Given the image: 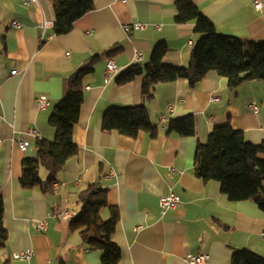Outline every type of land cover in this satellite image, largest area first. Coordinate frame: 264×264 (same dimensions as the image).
<instances>
[{"label":"crops","instance_id":"1","mask_svg":"<svg viewBox=\"0 0 264 264\" xmlns=\"http://www.w3.org/2000/svg\"><path fill=\"white\" fill-rule=\"evenodd\" d=\"M190 1L217 33L264 42V13L253 9L252 0ZM94 2V10L76 21L70 33L55 35L51 1L0 0V195L8 235L0 264H100V253L84 247L68 221L57 218L70 204L75 209L76 194L92 184L107 192L108 205L118 212L113 234L118 264H185L186 255L197 253L208 256L207 264H231L232 255L241 250L264 257V212L252 201L227 200L217 182L204 183L193 173L197 144L205 143L215 127L230 125L252 145L264 141V84L248 81L233 92L212 71L193 87L182 79L157 84L145 102L141 76L126 84L116 83V77L133 64H146L158 43L168 46L165 65L187 67L199 37L194 24L173 22L172 0ZM14 22L20 27L14 28ZM136 23L146 28H124ZM113 47L119 52L106 57ZM94 57L74 127L76 156L62 168L53 194L22 190L23 159L34 156L36 139H54L48 118L62 97L64 79ZM108 59L116 73L105 84ZM39 96L48 99L44 109L36 104ZM251 104L257 113L249 109ZM141 105L156 129L154 137L102 132L107 108ZM187 115L195 120L193 136L167 134L170 120ZM19 141L28 143L24 151L17 147ZM169 192L178 196L180 206L162 216L159 198ZM105 213L108 219L107 210L102 218ZM42 221L44 231L37 229ZM21 251L33 256L28 261L11 257Z\"/></svg>","mask_w":264,"mask_h":264},{"label":"trees","instance_id":"2","mask_svg":"<svg viewBox=\"0 0 264 264\" xmlns=\"http://www.w3.org/2000/svg\"><path fill=\"white\" fill-rule=\"evenodd\" d=\"M55 14L52 32L65 35L82 16L94 10V0H49ZM175 8L173 22L177 25L193 23L199 36L190 53L187 67H172L164 64L168 46H154L146 64H133L118 74L115 82L126 84L141 76V96L147 102L154 95L157 84L182 79L190 87L198 84L207 73L215 72L227 80V87L235 91L245 82L264 84V42L256 43L217 33L214 25L202 15L190 0H172ZM119 49L113 47L104 53L113 57ZM97 59L94 57L82 68L72 72L63 81V94L48 118L54 129L53 140L36 139L35 154L22 161L19 185L22 190L36 189L45 195L54 193L53 186L66 162L75 157L74 127L78 122L80 107L84 102V78L93 73ZM167 134L179 137L194 135L195 120L192 115L172 119ZM101 130L116 131L122 136L135 138L139 133L154 137L152 125L145 105L109 107L101 119ZM194 176L204 183L213 181L231 202L252 201L264 212V141L252 145L244 140L242 133L230 125L215 127L205 143L196 147ZM107 192L88 185L76 194V216L68 221L69 228L77 232L81 244L100 253V264H118L120 250L113 240L118 222V212L107 203ZM3 198L0 195V249L7 241L3 226ZM107 210L109 218L103 219L101 212ZM59 264H64L60 260ZM231 264H264V257L249 250L237 251Z\"/></svg>","mask_w":264,"mask_h":264},{"label":"built area","instance_id":"3","mask_svg":"<svg viewBox=\"0 0 264 264\" xmlns=\"http://www.w3.org/2000/svg\"><path fill=\"white\" fill-rule=\"evenodd\" d=\"M36 0H23V4H29L31 2H34ZM122 3H125V0H120ZM252 6L253 9L257 12L260 13H264V2L261 0H252ZM14 28H19L20 24L17 22L13 23ZM126 30H129V28H132L133 30L136 31H140V30H144L146 28V25L141 24V23H136L132 26H125L124 27ZM157 29H159V27H155ZM189 44L191 45V42H189ZM68 55V54H67ZM137 57H140V54H137ZM116 73V68L114 66V63L111 59H108L106 62V67H105V71H104V83H108L111 78L112 75ZM217 97H213L212 101H217ZM36 104L38 106L39 109H44L49 105L48 99L45 96H39L36 99ZM249 109L252 110L253 112L257 113L258 112V108L255 104H251L249 105ZM31 136H33L34 138H37L38 135L34 132L31 131L30 133ZM1 142V140H0ZM17 147L24 151L27 146L28 143L25 141H19L16 143ZM106 178H109V176H107ZM180 206V199L178 198L177 195H175L172 192H169L167 195L162 196L159 198V208H160V214L163 216L166 212L168 211H174L176 210L178 207ZM76 216V212L72 211V210H61L58 214H57V218H61L63 221H69L71 219H73ZM37 229L44 231L45 229V222H38L37 223ZM263 240H264V233L262 234ZM33 256V252L32 251H21V252H15L12 254V258L15 260H19V261H28L31 257ZM184 262L185 264H207L208 262V256L202 253H197V254H189L186 255V257L184 258Z\"/></svg>","mask_w":264,"mask_h":264},{"label":"rangeland","instance_id":"4","mask_svg":"<svg viewBox=\"0 0 264 264\" xmlns=\"http://www.w3.org/2000/svg\"><path fill=\"white\" fill-rule=\"evenodd\" d=\"M72 207H73V205L70 204V208L66 207V209H67V210H72V211H75V212H76V209H74V208H72ZM105 215H106V213H105ZM103 218H104V219H107V215H106V217L104 216ZM59 220H60V221H63L61 218H59Z\"/></svg>","mask_w":264,"mask_h":264}]
</instances>
